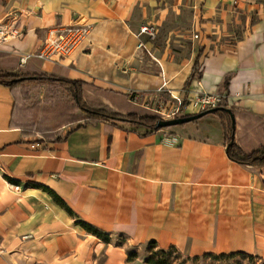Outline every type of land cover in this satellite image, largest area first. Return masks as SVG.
<instances>
[{
  "label": "crops",
  "instance_id": "obj_1",
  "mask_svg": "<svg viewBox=\"0 0 264 264\" xmlns=\"http://www.w3.org/2000/svg\"><path fill=\"white\" fill-rule=\"evenodd\" d=\"M10 14L26 36L0 44V75L85 82L88 105L123 115L164 82L222 94L236 144L264 147V0H0ZM80 21L92 32L72 58L21 65L47 29ZM50 84H0V264H147L128 257L151 242L264 260V165L230 160L219 116L158 131L84 116L39 135L20 118L27 91Z\"/></svg>",
  "mask_w": 264,
  "mask_h": 264
},
{
  "label": "built area",
  "instance_id": "obj_2",
  "mask_svg": "<svg viewBox=\"0 0 264 264\" xmlns=\"http://www.w3.org/2000/svg\"><path fill=\"white\" fill-rule=\"evenodd\" d=\"M17 22L16 14H10L4 19H0V44L22 40L26 36V33L18 28ZM91 32V25L82 21L49 28L45 32L41 47L33 54L24 55L21 58V65H27L31 58L55 62L72 58L88 40ZM156 34L157 31L153 26L147 25L141 29V35H147L150 39H155ZM142 48H145L143 43L139 44V49ZM131 100L160 121H170L190 116V110H197L201 113L223 107L225 96L199 93L195 97H191L187 91L178 95L168 89L167 83L164 82L155 94L134 95Z\"/></svg>",
  "mask_w": 264,
  "mask_h": 264
},
{
  "label": "trees",
  "instance_id": "obj_3",
  "mask_svg": "<svg viewBox=\"0 0 264 264\" xmlns=\"http://www.w3.org/2000/svg\"><path fill=\"white\" fill-rule=\"evenodd\" d=\"M31 82H48L53 84H63L69 87L75 104L78 109L84 111L88 115L87 123L98 125L102 122H121L128 123L133 126L143 127L146 129H150L153 131H158L162 129H158L157 125L160 120L157 117L146 115L139 116L138 114H128L123 115L116 112H109L106 110H91L86 106L85 101V89L87 87V83L70 80L64 77H60L54 74L48 73H27L25 75H13V74H5L0 75V84L15 88L19 87L24 83ZM220 108V107H219ZM225 108V107H224ZM227 109V108H226ZM230 113L227 111H217L213 113L216 116H219L222 120V123L226 132V142H227V155L230 160L237 162L241 165H252V166H263L264 165V147L252 152L245 153L242 149L236 144L235 141V121L234 114L231 109ZM207 111L201 112L206 113ZM192 116V115H190ZM188 117V116H187ZM81 127V126H80ZM96 235L102 237V234L96 232ZM149 247L152 248L155 252L151 254L146 259L147 264H204L206 260H211L213 263L218 264H229L236 259H247L249 264H255V261L259 259L255 256H249L243 253L238 254H205L199 257H187L183 262L178 263V258L174 255H181V253L175 248H171L169 250H158L156 249V243L151 242ZM138 258L137 252L129 253L128 261L132 262ZM235 264H242L241 262H236Z\"/></svg>",
  "mask_w": 264,
  "mask_h": 264
},
{
  "label": "rangeland",
  "instance_id": "obj_4",
  "mask_svg": "<svg viewBox=\"0 0 264 264\" xmlns=\"http://www.w3.org/2000/svg\"><path fill=\"white\" fill-rule=\"evenodd\" d=\"M194 10L191 9L189 13V18H192ZM24 83L22 85H26ZM20 85V86H22ZM29 92H33L30 95ZM26 101H29L30 107L23 111L21 116V123L26 127L30 128L32 131H36L39 135H43L50 130L60 127L61 125H66L73 122V126L79 124L84 116L89 118L88 115L77 108L73 95L68 86L63 84H50L47 87L37 85L32 89H29L26 94ZM86 106L91 110H106L108 109L102 106H91L86 103ZM26 108V107H24ZM111 112V111H109ZM139 116H146L151 114L145 110ZM178 127V126H176ZM173 128V127H171ZM155 252L149 246L139 248V261L144 262L146 259ZM178 258V263L183 262L188 255H174ZM236 262H241L242 264H249L247 259H236L229 264H235ZM204 264H218L213 263L211 260H206ZM255 264H264V260L261 258L255 261Z\"/></svg>",
  "mask_w": 264,
  "mask_h": 264
},
{
  "label": "water",
  "instance_id": "obj_5",
  "mask_svg": "<svg viewBox=\"0 0 264 264\" xmlns=\"http://www.w3.org/2000/svg\"><path fill=\"white\" fill-rule=\"evenodd\" d=\"M223 110L230 113L229 109H226L224 107H220V108L208 110V112H206V113H199V114H196V115L183 117V118L170 120V121H160L158 123V125H157V128L158 129H166V128H171V127H176V126H182V125L194 122L196 120H199V119L205 117L206 115L213 114V113H215L217 111H223Z\"/></svg>",
  "mask_w": 264,
  "mask_h": 264
}]
</instances>
